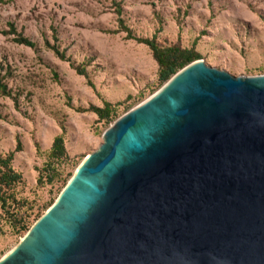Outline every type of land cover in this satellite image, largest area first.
<instances>
[{"label":"water","instance_id":"1","mask_svg":"<svg viewBox=\"0 0 264 264\" xmlns=\"http://www.w3.org/2000/svg\"><path fill=\"white\" fill-rule=\"evenodd\" d=\"M0 264H264V75L180 70Z\"/></svg>","mask_w":264,"mask_h":264},{"label":"rangeland","instance_id":"2","mask_svg":"<svg viewBox=\"0 0 264 264\" xmlns=\"http://www.w3.org/2000/svg\"><path fill=\"white\" fill-rule=\"evenodd\" d=\"M119 6L137 37L195 47L209 66L233 76L264 75V0H3L0 78L11 96L0 90V155L21 146L12 167L22 179L9 193L22 206L11 211L29 217L30 225L113 124L77 109L132 96L119 108L122 115L160 88L152 51L119 31ZM10 24L36 46L15 43L6 34ZM54 43L69 61L49 48ZM73 66H86L89 79ZM62 134L68 159L56 163L61 180L40 183L53 141ZM6 211L0 204V259L26 234L13 228Z\"/></svg>","mask_w":264,"mask_h":264},{"label":"trees","instance_id":"3","mask_svg":"<svg viewBox=\"0 0 264 264\" xmlns=\"http://www.w3.org/2000/svg\"><path fill=\"white\" fill-rule=\"evenodd\" d=\"M0 2H3V0H0ZM117 13L118 15H120V18L118 19L119 31L125 32L127 34V39L134 40L139 44H143L152 51L153 57L159 66L158 81L160 88L167 81H169L176 73L185 68L187 65L197 60L203 59V56L195 49V47L188 49L183 48L180 44H171L164 46L163 44L157 41L156 37L141 38L135 36L133 34L132 29H130L126 25L124 19L121 18V6L117 8ZM6 34L13 35L14 42L19 45H23L30 48H34L36 46V44L32 40L25 37L23 34L18 33L13 24H10V30ZM48 46L61 60L69 61V59L66 57L65 51H61L57 43H54L52 45L49 44ZM73 67L78 75L84 76L89 79L86 66ZM89 84L90 86L95 88V85L91 80H89ZM0 90H2L5 95L9 97L11 96L9 91H7V87L3 83L1 78ZM132 99V96H128L124 102H118L114 104L109 101H104L102 107L92 105L87 109L79 108L77 110L79 112L94 113L98 117V122H105L106 124H111L114 123L121 116L119 113V108ZM129 109L130 108L128 107V111ZM62 130L64 132L65 128L63 127ZM64 137V134H62L54 139L52 147L48 153L49 161L46 167L43 169L45 173L44 176H46V179L43 175H41L39 178L40 183L46 181L47 184L53 185L55 182H59L61 180L62 172L59 170V167L56 166V163L68 159V152L65 146ZM20 150L21 146L19 145L15 151H11L8 155H0V204L4 207V209H7L6 212L9 215V219L11 220L13 228L16 229L18 233H27L32 227V224L30 225L29 217L27 218L24 215H21L16 209L14 211H11V206L15 205L14 208H19L20 202L17 201L14 194L9 193V190H11L22 179L21 174L17 173L12 167V161L15 157V154ZM72 176L73 174H70L69 179H63V181L65 182L64 188ZM54 202L55 200L50 203V205L44 210L43 213H39L37 215L35 222L48 210V208ZM21 206L22 205H20V207Z\"/></svg>","mask_w":264,"mask_h":264}]
</instances>
